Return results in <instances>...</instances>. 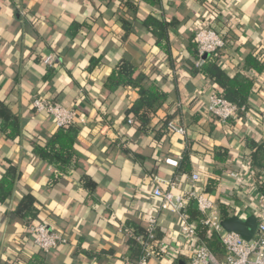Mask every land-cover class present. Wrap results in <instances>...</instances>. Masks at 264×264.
<instances>
[{
	"label": "crops",
	"instance_id": "crops-1",
	"mask_svg": "<svg viewBox=\"0 0 264 264\" xmlns=\"http://www.w3.org/2000/svg\"><path fill=\"white\" fill-rule=\"evenodd\" d=\"M130 1L137 10L132 16L121 14L119 0H0V104L14 123L6 131L0 128V181L11 166L18 171L11 197L0 205V264H26L40 251L26 221L15 212L25 196L34 199L38 210L35 224L44 223L68 238V244L44 254L48 264H125L138 255L130 254L121 227L146 228V212L158 203L152 196L156 187L169 190V183L178 181L174 192L179 194L190 188L196 173L204 191L209 179L218 180L206 192L218 207L220 203L234 206V196L239 195L238 210L250 204L248 195L257 193L251 178L235 179L231 174L248 170L247 138L264 142V73L250 96L251 112L220 123L206 109L209 92L217 88L192 75L188 47L205 24L229 34L223 63L235 76L246 54L257 47L264 52V0H160L155 5ZM120 15L135 30L127 38ZM148 16L180 22L170 32L172 68L140 25ZM73 25L80 27L73 32ZM49 55L55 58L53 66L43 62ZM123 58L159 80L169 95L167 109L159 117L174 115L172 120L186 127V135L171 133L154 143V135L137 133L134 119L125 122L126 111L138 98L130 87L105 102L104 83ZM51 68L55 76L44 80ZM36 98L60 103L85 119L78 136L83 155L79 168L54 186L49 182L55 168L39 159L34 142L45 141L58 127L33 108ZM100 106L106 109V118L97 116ZM189 143L192 170L183 174L165 161H181ZM214 147L229 150L226 165L214 162L209 151ZM127 149L129 154L124 152ZM84 176L90 178L87 184ZM246 181L251 189L247 193L243 192ZM160 226L166 231L165 242L181 241L175 215L162 214Z\"/></svg>",
	"mask_w": 264,
	"mask_h": 264
},
{
	"label": "trees",
	"instance_id": "trees-1",
	"mask_svg": "<svg viewBox=\"0 0 264 264\" xmlns=\"http://www.w3.org/2000/svg\"><path fill=\"white\" fill-rule=\"evenodd\" d=\"M152 5L158 4L160 0H144ZM121 7V14L130 15L136 13V7L130 0H119ZM125 15H120V20L125 31V38L135 32L133 25L125 18ZM134 18V17H133ZM137 20V18H134ZM241 23V22H240ZM239 23V24H240ZM180 22L177 19H158L154 16H148L145 20L140 22L142 28L148 31L155 40L154 47L159 49L163 56L169 60L171 68L175 64L173 58V46L170 39V32L179 26ZM80 25H73L71 30L74 32ZM225 42V48L229 39V34H222L216 28L212 27ZM222 49V50H225ZM221 51L213 54H208L203 57L204 63L198 67L197 61L198 45L195 36L190 41L188 52L191 57L189 65L191 73L195 77H203L209 80L218 93L226 100L233 103L238 108V116L242 118L246 113L251 112L250 96L255 88L258 77L264 73V52L262 47H257L253 52L246 54L243 60L237 65L235 76H230L223 63L224 53ZM96 62H93L94 66ZM153 71V70H152ZM56 72L53 68L48 70L44 76V80H50L55 76ZM162 79V77H161ZM160 79V80H161ZM132 88L137 94L138 98L132 102L129 109L126 111L125 122L134 119V126L137 133L144 136L154 135V143L160 142L163 137L170 135L168 123L172 120L174 115H165L159 117L161 111H165L168 106L169 95L168 92L159 85V80L152 79L149 73L144 72L128 58H123L113 69L111 74L107 77L103 93L106 95L105 102L114 96L120 89ZM78 115V113H77ZM0 116L3 118V123L0 125L1 130L6 131L7 128H12L13 117L3 104H0ZM100 118H106V109L100 106L98 114ZM81 118L80 115H78ZM11 121V122H10ZM154 126H152V124ZM83 124L77 121L75 124L60 127L57 131L45 141H35L34 151L39 159L48 165L55 168V171L50 176L49 184L54 186L61 178L67 176L79 168V162L83 155L78 150V136L83 129ZM13 130V129H12ZM13 132H15L13 130ZM191 143L188 144L186 151L182 155L181 161H178V170L180 173L189 174L191 168ZM213 156V160L218 165H226L229 162V150L224 147H214L209 150ZM245 161H247L253 170L254 177L258 181V193L264 196V142H258L254 139L247 138L245 140ZM129 154L130 151L125 150ZM137 160H143L141 155L132 153ZM166 162V161H165ZM220 171H217L219 174ZM18 171L15 167H10L8 172L2 177L0 181V203H5L12 195ZM82 181L87 184L90 181L88 176H84ZM218 185V180L209 179L205 187V193ZM235 205L231 206L228 203H220L219 211L222 221L228 220L235 215L236 208L241 207L242 201L239 195L234 196ZM16 214L27 223V229L35 225V219L38 215V210L35 208L34 199L25 196L17 205ZM188 215L190 222L196 227L199 237L210 248V250L219 258H223L225 251L221 243L213 237H207V228L202 225V214L198 211L194 204L188 208ZM136 235H145V228H140L135 224L129 225ZM159 239L162 234H159ZM130 254L139 255L140 245L133 238L127 239ZM45 253L39 251L29 258L26 264H48ZM93 257L91 254H87Z\"/></svg>",
	"mask_w": 264,
	"mask_h": 264
},
{
	"label": "built area",
	"instance_id": "built-area-1",
	"mask_svg": "<svg viewBox=\"0 0 264 264\" xmlns=\"http://www.w3.org/2000/svg\"><path fill=\"white\" fill-rule=\"evenodd\" d=\"M198 45L199 59L197 66L203 65V57L213 54L225 48V42L219 34L209 25L201 26L195 32ZM44 64L53 66L55 58L49 55L44 58ZM33 108L39 113H45L51 117L56 126L66 127L77 121L85 123V119L79 118L76 111L62 106L57 102H49L44 99H34ZM208 113L220 123L226 124L236 119L238 108L233 103L221 96L218 91L211 90L208 95ZM129 124L133 120L128 121ZM170 132L177 135H186V127L173 119L168 123ZM166 163L172 167H178V160L166 159ZM243 173H232L235 179L253 180L256 195L249 196V205L245 209H236L235 215L245 221L251 214L257 218L258 231L251 241L244 240L233 232H227L222 226L219 207L199 186L201 177L193 174L190 179V188L179 194L174 192L178 188V181L169 183V190L156 187L152 196L158 202L150 206L145 215V235H136L129 226L121 227V231L127 238H133L140 245V253L133 260H127L125 264H178L184 261L186 264H264V196L258 193V181L254 177L251 165ZM247 186H249L247 188ZM244 191L250 189L249 183L243 184ZM191 204L196 205L202 214L201 223L207 228V237L216 238L222 245L225 255L217 257L199 237L196 227L190 222L188 208ZM1 205V203H0ZM162 214H173L177 217L178 236L181 241L167 243L163 239L165 229L160 226ZM30 235L34 245L43 253H50L61 245L68 244V238L61 231L50 228L44 223L30 226ZM159 234L162 238L159 239Z\"/></svg>",
	"mask_w": 264,
	"mask_h": 264
},
{
	"label": "water",
	"instance_id": "water-1",
	"mask_svg": "<svg viewBox=\"0 0 264 264\" xmlns=\"http://www.w3.org/2000/svg\"><path fill=\"white\" fill-rule=\"evenodd\" d=\"M222 226L227 232L236 233L248 242L254 239L258 231L257 218L252 214L245 221L237 216H233L228 220H223ZM178 264L186 263L184 261H179Z\"/></svg>",
	"mask_w": 264,
	"mask_h": 264
}]
</instances>
